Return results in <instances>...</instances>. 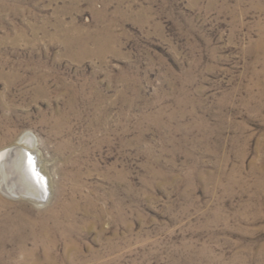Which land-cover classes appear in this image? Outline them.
<instances>
[{"label":"rangeland","instance_id":"rangeland-1","mask_svg":"<svg viewBox=\"0 0 264 264\" xmlns=\"http://www.w3.org/2000/svg\"><path fill=\"white\" fill-rule=\"evenodd\" d=\"M0 264H264V0H0Z\"/></svg>","mask_w":264,"mask_h":264},{"label":"bare ground","instance_id":"bare-ground-1","mask_svg":"<svg viewBox=\"0 0 264 264\" xmlns=\"http://www.w3.org/2000/svg\"><path fill=\"white\" fill-rule=\"evenodd\" d=\"M34 139L31 133H27L16 143L0 150V189L10 198L35 201L49 197L51 181L39 162L40 156L36 153ZM27 154L34 157L39 176L27 164Z\"/></svg>","mask_w":264,"mask_h":264},{"label":"snow or ice","instance_id":"snow-or-ice-1","mask_svg":"<svg viewBox=\"0 0 264 264\" xmlns=\"http://www.w3.org/2000/svg\"><path fill=\"white\" fill-rule=\"evenodd\" d=\"M26 162L30 166L33 173H35L37 176H39V173L35 168V159L31 154L26 155ZM40 179H42V177Z\"/></svg>","mask_w":264,"mask_h":264}]
</instances>
